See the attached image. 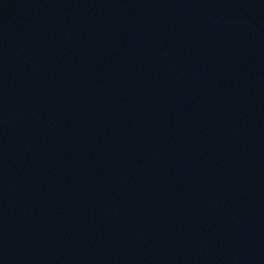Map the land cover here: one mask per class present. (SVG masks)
Segmentation results:
<instances>
[{
  "label": "water",
  "instance_id": "obj_1",
  "mask_svg": "<svg viewBox=\"0 0 264 264\" xmlns=\"http://www.w3.org/2000/svg\"><path fill=\"white\" fill-rule=\"evenodd\" d=\"M0 264H264V0H0Z\"/></svg>",
  "mask_w": 264,
  "mask_h": 264
}]
</instances>
